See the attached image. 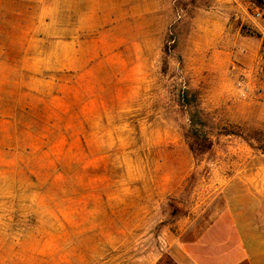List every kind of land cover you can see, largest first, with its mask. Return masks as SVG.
I'll list each match as a JSON object with an SVG mask.
<instances>
[{
	"label": "rangeland",
	"instance_id": "1",
	"mask_svg": "<svg viewBox=\"0 0 264 264\" xmlns=\"http://www.w3.org/2000/svg\"><path fill=\"white\" fill-rule=\"evenodd\" d=\"M131 1L99 37L86 0H0V264H177L258 232L264 0Z\"/></svg>",
	"mask_w": 264,
	"mask_h": 264
},
{
	"label": "crops",
	"instance_id": "2",
	"mask_svg": "<svg viewBox=\"0 0 264 264\" xmlns=\"http://www.w3.org/2000/svg\"><path fill=\"white\" fill-rule=\"evenodd\" d=\"M79 1V0H77ZM76 2V0H75ZM138 2V1H136ZM87 3V36H101L107 22L116 21L117 13H122L125 4L134 3L128 0H86ZM109 6L111 8L109 9ZM58 42H62L58 41ZM75 44V41H63ZM101 49V40L87 41V60L93 58ZM76 52L65 56L61 71L76 68ZM256 228V226H255ZM226 235L215 227L207 230L201 238L192 244H180V254L176 256L177 264H264V211H261L258 232L252 226L245 228L239 236L235 227L229 225ZM218 233H220L218 235ZM144 264H157L156 260H147Z\"/></svg>",
	"mask_w": 264,
	"mask_h": 264
},
{
	"label": "trees",
	"instance_id": "3",
	"mask_svg": "<svg viewBox=\"0 0 264 264\" xmlns=\"http://www.w3.org/2000/svg\"><path fill=\"white\" fill-rule=\"evenodd\" d=\"M188 137L191 139L189 147L191 151L197 156L204 154L211 148L209 139L207 137H202L200 139V135L198 134V132H194L191 134V136ZM167 264H174V262L168 259Z\"/></svg>",
	"mask_w": 264,
	"mask_h": 264
},
{
	"label": "built area",
	"instance_id": "4",
	"mask_svg": "<svg viewBox=\"0 0 264 264\" xmlns=\"http://www.w3.org/2000/svg\"><path fill=\"white\" fill-rule=\"evenodd\" d=\"M237 1V0H236ZM261 16V14L260 13H257V17H260Z\"/></svg>",
	"mask_w": 264,
	"mask_h": 264
}]
</instances>
